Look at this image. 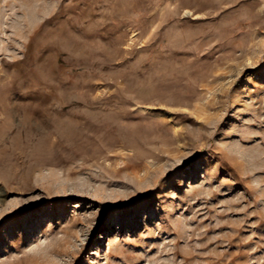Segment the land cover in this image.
Instances as JSON below:
<instances>
[{"label": "rangeland", "instance_id": "374dc122", "mask_svg": "<svg viewBox=\"0 0 264 264\" xmlns=\"http://www.w3.org/2000/svg\"><path fill=\"white\" fill-rule=\"evenodd\" d=\"M0 264H264V0H0Z\"/></svg>", "mask_w": 264, "mask_h": 264}]
</instances>
